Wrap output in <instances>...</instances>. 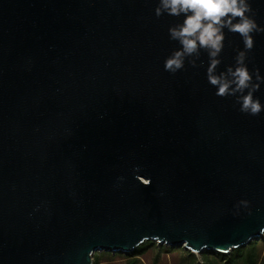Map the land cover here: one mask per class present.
Masks as SVG:
<instances>
[{
	"label": "water",
	"instance_id": "water-1",
	"mask_svg": "<svg viewBox=\"0 0 264 264\" xmlns=\"http://www.w3.org/2000/svg\"><path fill=\"white\" fill-rule=\"evenodd\" d=\"M157 5L0 0V264H92L147 241L228 254L264 235V111L216 96L204 52L164 71L183 16ZM224 44L218 71L243 49L227 30Z\"/></svg>",
	"mask_w": 264,
	"mask_h": 264
},
{
	"label": "clouds",
	"instance_id": "clouds-1",
	"mask_svg": "<svg viewBox=\"0 0 264 264\" xmlns=\"http://www.w3.org/2000/svg\"><path fill=\"white\" fill-rule=\"evenodd\" d=\"M156 17L167 14L183 20L168 28V36L179 45L164 60V71L175 74L188 65L197 66L201 53L207 54L205 75L218 97H234L241 113L256 116L264 104L254 93L264 83L258 70L249 71L247 52L254 47V33L264 32L253 18L250 0H158ZM225 30L238 34L243 49L237 50L234 64L218 71L224 49Z\"/></svg>",
	"mask_w": 264,
	"mask_h": 264
},
{
	"label": "trees",
	"instance_id": "trees-1",
	"mask_svg": "<svg viewBox=\"0 0 264 264\" xmlns=\"http://www.w3.org/2000/svg\"><path fill=\"white\" fill-rule=\"evenodd\" d=\"M154 248L157 253H172L173 251H181L185 260L182 264H264V235L258 240H252L247 246L232 250L228 254H215L211 252H201L199 260L196 254H192L182 247H168L157 245L156 242L147 241L139 245L133 252L124 253H107L101 252L93 254L92 264L100 262L98 255H102L107 260L110 257L126 255L130 259L126 264H137L138 256L145 254L150 248ZM158 255V254H157ZM213 257V258H211ZM156 261V258L154 259Z\"/></svg>",
	"mask_w": 264,
	"mask_h": 264
},
{
	"label": "rangeland",
	"instance_id": "rangeland-1",
	"mask_svg": "<svg viewBox=\"0 0 264 264\" xmlns=\"http://www.w3.org/2000/svg\"><path fill=\"white\" fill-rule=\"evenodd\" d=\"M157 245H160L156 243ZM99 254V253H94ZM158 254V255H157ZM93 256V255H92ZM100 262L97 264H126L128 260L130 259L126 255L124 256H115L110 257L107 260L105 257H102V255H98ZM198 259H201L200 253L196 254ZM138 263L137 264H182L184 263V256L181 253V251H173L172 253H157V251L154 248H150L145 254L142 256H138ZM156 258V261L154 259ZM213 258V257H211Z\"/></svg>",
	"mask_w": 264,
	"mask_h": 264
}]
</instances>
